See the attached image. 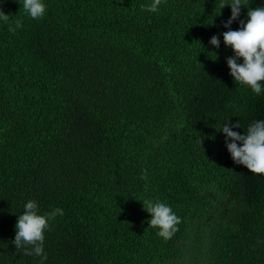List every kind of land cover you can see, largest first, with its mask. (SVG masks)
I'll return each instance as SVG.
<instances>
[{
    "label": "trees",
    "instance_id": "1",
    "mask_svg": "<svg viewBox=\"0 0 264 264\" xmlns=\"http://www.w3.org/2000/svg\"><path fill=\"white\" fill-rule=\"evenodd\" d=\"M151 2L43 0L34 20L0 0V264H264V175L218 131L264 120V92L230 76L222 35L264 0L229 28L231 0ZM145 199L180 218L167 241ZM29 200L63 210L43 261L12 243Z\"/></svg>",
    "mask_w": 264,
    "mask_h": 264
},
{
    "label": "clouds",
    "instance_id": "2",
    "mask_svg": "<svg viewBox=\"0 0 264 264\" xmlns=\"http://www.w3.org/2000/svg\"><path fill=\"white\" fill-rule=\"evenodd\" d=\"M162 0H152L151 4L141 5L142 10L156 13L159 10ZM245 0H231L230 4L220 3L222 9L225 5H230L231 15L223 24V27L229 28L233 21L240 15V6H244ZM22 7L25 13L34 20L42 19L46 12V5L43 0H23ZM247 22L240 21L239 30H229L224 32L223 41L225 46L230 47L234 56L227 59V66L230 70V76L240 85L247 86L256 95L264 92V7L249 9L247 12ZM0 20L7 23L9 15L0 11ZM14 27L9 25V31L15 34L16 30L22 27V21H14ZM209 43L218 48L220 41L217 36H212ZM242 58V63L237 60ZM240 123L232 124L225 122L219 127L225 135L226 147L231 154L234 163L243 165L249 172L258 175H264V120L252 122L244 134L232 131V128H239ZM231 140V143L227 141ZM240 142V146L238 143ZM141 179H147L145 172ZM147 187V185H145ZM151 219L148 226L158 228L157 235L165 241L170 239L177 231L181 223L180 218L173 213L172 209L162 202H153L145 199L142 202ZM39 208L34 200H29L24 205V212L18 216L15 225V238L12 243L16 249H24V255H36L41 260H46L44 253V232L49 228V221L57 215L62 216V209H55L46 214H38ZM30 246L31 250L28 249Z\"/></svg>",
    "mask_w": 264,
    "mask_h": 264
}]
</instances>
